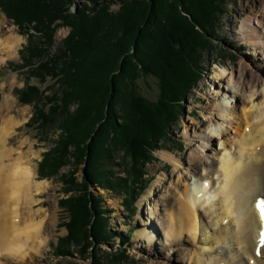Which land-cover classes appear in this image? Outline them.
<instances>
[{
	"label": "rangeland",
	"instance_id": "374dc122",
	"mask_svg": "<svg viewBox=\"0 0 264 264\" xmlns=\"http://www.w3.org/2000/svg\"><path fill=\"white\" fill-rule=\"evenodd\" d=\"M65 1L67 2L63 12L66 11V16L79 13L83 16L84 13H92L97 6L103 5L101 3L103 0H98V2L92 0ZM130 1L132 0H126L125 2ZM146 1L154 3L157 10H160L161 3H166L163 0ZM188 1L185 10L179 8L180 15L171 17L174 21L172 22L173 28H176L175 31L178 30V27L186 26V24L207 23L209 17L213 15L212 8L219 11L215 13V16H212V18L214 17V20H210L212 23L206 25V34L204 32V36L197 38L202 46L195 45V38L191 41L194 43L195 48H201L196 53L200 55L198 63L189 66L192 76L187 74L188 79L184 78L185 75L182 72L180 73L181 69H178L180 66H176L173 61H170L174 59L170 53H168L169 55L164 54L166 67L167 63L174 64L168 74L165 73L161 64L160 67L155 65V63L159 64L158 61H154L153 64L148 63V66H146L156 70L158 67L157 71L163 75L162 81L166 82L168 89H176V91L174 89L175 93L172 98H180V101L175 104V108H173L174 105L172 107L167 106L168 101L161 95V93H165L164 88H162V84L165 82L160 83L162 82L161 79L156 76L140 73V76L134 81V90H137L140 97L147 103L153 104L154 109L166 105V110L175 111L174 115H171L170 112L166 113L164 110L160 112V114L165 112L166 115L164 114L163 118H160L162 121L157 123L158 125H167L168 131H164L161 138L158 137L157 139L156 137V140L150 142V146L146 148L147 151L144 153L147 156L145 161L140 158L142 153H140L141 150L138 151V147L134 148L131 143H128V146L126 142L116 144L113 141L116 136H113L111 132L107 137L105 148L100 147L102 145L99 146V140L96 139L97 131L94 132L86 145L89 147L91 145L93 147L91 149L95 153L99 150H106L110 154L109 159L111 160L106 164L107 162L104 163L103 157L97 172L94 169L96 165L92 167L89 162V156L93 160L95 154L91 155V149H86L84 145L80 144L72 147L64 145V148L61 147L62 151H59L65 137L64 134H66L65 129L70 130L72 128L73 132L76 133V125L80 122L78 117L81 118L79 114L82 115L84 112V110H80L78 117L72 120L71 125L69 116L78 108L80 109L81 105L69 102L68 112L59 110L57 105L53 106L51 102L57 100L60 93L63 94L64 92L61 90V85L57 84L56 77L46 76V73L52 72V68L56 66V63L60 64V61L64 63V59L67 60L68 56L72 57L71 53L73 54L74 49L77 50L78 48L75 39L70 41L72 31L67 26L68 19L56 20L54 16L59 14L58 11L52 7H47L43 2L0 0L4 6V8L0 7V40L11 33L19 40L17 50L12 56L0 51V107L2 106L0 117L3 115L6 118H14V121L18 122L13 135L8 139V147L14 148L24 155L26 154L25 160L29 159L30 165L36 171L37 180L40 179L39 181L47 183L45 191L35 198L37 199L35 210L40 209L47 215L43 236L48 246L42 248L40 255L28 259L25 264H150L151 262L195 264L190 260L189 255L178 254L176 250L179 248L199 250L204 245L205 240L203 242L202 240L205 237L198 234L199 239L191 243L189 237L183 236L186 239L182 238L185 241H180L181 245L178 247L168 245L170 242L166 240L164 226L161 224L166 222L165 215L167 211H164L166 199L171 195L177 196L174 185L179 184L181 175L188 174V181L191 184L200 177L206 176L209 172L204 171L201 167L199 173L201 175L192 173L193 167L190 166L189 161L193 152L203 151L205 157H208L211 162H216V157L224 152L222 151L223 146L220 145L217 138H219V133L225 130H227L225 141L235 136L231 125L233 119L228 117L230 113L235 111L233 107L236 109L238 106L236 112L241 115L243 107H250L252 100H255V103L261 101L260 98L253 97L248 99L244 106L241 102L237 103L239 95L243 94L247 98L254 93V90L250 92L248 89L245 94L234 83H229L227 80L235 77L239 64L244 60L250 69L254 71L252 73L262 80V83L255 89L257 92L264 94V29L261 28L264 25V0H222L224 1L223 4H215L214 0H204L205 3L210 2L209 5L212 8H208L209 10H200L198 5L195 4V0ZM123 2L122 0L112 1L111 7H109L110 14L115 15L121 12ZM250 7L254 12L243 11H248ZM32 16H40L42 23L38 25L26 23L29 19H32ZM15 20L25 24L18 25ZM119 22L120 17L116 21L117 28L120 25ZM166 23V21H162L161 26L163 27ZM250 29H255L258 39H250V37L244 35L245 31ZM155 31L157 32L158 29ZM155 31L147 32V34L145 32L144 35L153 39L156 35ZM146 39L147 37L143 36L141 40V42L145 40V43H147V47L143 49L141 43L138 46H131L132 50L122 57L119 68H123L126 61L133 63L129 57L137 52L138 48L142 49L148 55L147 57H154L156 60L157 55L155 53L160 52L154 50L152 40L147 42ZM67 42H69L68 47ZM252 43L262 44L263 46L259 48L252 46ZM162 48L166 50V45ZM189 49L191 48H185V51L183 49L182 51L176 50V52H181V55H179L180 60L187 61L186 58L188 57L185 53ZM248 52L253 53L254 56ZM58 55L61 56L58 58ZM127 55L129 56L127 57ZM169 56L171 58H168ZM51 61L52 65L50 64ZM113 65L115 67L116 63L114 62ZM133 65L137 67L135 63L132 64V67ZM224 66L228 68L226 80H219L216 74L220 73L221 68H224ZM259 66L262 67L259 68ZM40 67H42L40 72L45 75L44 79L47 78L45 82L35 74L34 70ZM67 68H71V65L65 67V69ZM68 71L66 75H68ZM120 72L121 70H115L110 73V76L108 75L110 81H113L108 86L112 90L111 92L118 91L119 95L117 97L119 99L126 101L127 88L131 91V87L129 88L128 81L124 87L119 86L118 82L116 83V76ZM170 78L173 79V82H176L173 83L174 86ZM87 80L88 78L82 82L80 81L77 90L80 96L84 95L86 99H90L88 94L92 91V88H90L92 81L86 84ZM192 80H194V83L187 90L189 86L186 82L190 81L192 83ZM178 84L179 87H176ZM37 95L40 97H37ZM126 102L128 103L129 100ZM219 102L224 103L227 107L225 108L226 111L223 112L225 116L220 120H216L215 114L218 110L215 104ZM109 110L108 104L105 108V119L108 117ZM127 110L129 114L128 122L132 124L136 110L128 104ZM120 111V108L115 107V120L116 123L123 126L124 122L120 121ZM160 114L158 117L161 116ZM208 119L212 120L211 123L208 122ZM233 125L235 126V123ZM144 130L147 131L146 128ZM111 131L114 132L112 129ZM209 135L216 137V141L209 142L207 139ZM22 142H24V145L20 148ZM164 153L174 155L175 161L171 162L164 158ZM17 155L14 157H17ZM124 162L127 167L122 165ZM142 162L143 166L141 165ZM117 164L121 165L117 166ZM128 167L130 173L126 171ZM109 168L110 173L108 172ZM135 170L136 181L128 184V181H130L129 174L135 175ZM215 174L216 176L211 175L213 179H211L206 191L214 201L218 200L219 196L216 193L221 187L218 180L220 175ZM86 179L88 180V188L85 185ZM215 181L218 184L213 188ZM180 188L183 189V186ZM85 194L86 198L90 199L88 205L91 212L94 209L92 218H89L85 201L80 199ZM92 198L96 201L95 203L100 212L92 206ZM173 206L178 207L177 205ZM149 207L156 212L154 218L149 216ZM196 207H198L197 215L200 218V223L202 220L205 222V217L206 223L204 224L210 223V233L213 232V229L224 230L228 228L229 225H226V223L229 224L236 216L230 214V218L226 220L227 222H222V224L221 221H218L213 226L211 225L213 211L210 210V207H204L202 214L199 213V206L196 205ZM256 216L258 217L259 213ZM162 217L164 221L161 220ZM97 220L102 225L101 228L104 227V229H101L103 231L101 235L95 229ZM204 226L209 227L208 225ZM263 228L264 223L260 222L254 232V248L251 249V253L248 255L256 252V255L259 258L261 257L260 253L264 244L259 242L257 247V242L261 238L260 234ZM143 231L150 236L149 238L152 241L154 240L152 247L148 244L144 235L139 236V233ZM92 235H95V240L91 237ZM229 238L225 241L226 244H231L232 236ZM91 242L93 243L92 246ZM223 243L222 240L206 242L205 246L215 248L216 251L206 258L207 262L221 258L217 264H225L227 259L233 258L231 249L226 248ZM233 248L237 249V245H234ZM246 256L243 257L244 263L248 259V256ZM9 259L4 263L21 264V261L17 262L16 259L10 261ZM248 260L250 262V257ZM259 261L264 262V259L260 258Z\"/></svg>",
	"mask_w": 264,
	"mask_h": 264
},
{
	"label": "bare ground",
	"instance_id": "6f19581e",
	"mask_svg": "<svg viewBox=\"0 0 264 264\" xmlns=\"http://www.w3.org/2000/svg\"><path fill=\"white\" fill-rule=\"evenodd\" d=\"M243 11L254 12L252 7L248 11ZM261 28L264 29V25ZM255 33H257L255 29H250L246 30L244 35L250 39H256ZM18 42V38L11 33L0 40V51L12 56L17 50ZM251 45L259 48L263 46L253 43ZM249 54L253 55V53ZM227 71V67L221 68L220 73L216 74L217 79L226 80ZM252 72L254 71L242 60L239 69L235 72V77L227 81L234 83L245 94L248 89L250 92L254 90V93L247 98L243 94L239 95L237 103L241 102L244 106L246 101L253 97L260 98L261 101L255 103V100H252L250 107H243L241 115L236 112L238 106L236 109L233 107L235 111L230 113L228 117L233 119V123H235V126L233 123L231 124L235 136L225 141L224 138L227 133L225 130L219 133V138H217L220 145L223 146L222 151L224 152L216 157V162L209 161L203 151L193 152L189 161L190 166L193 167L192 173L194 175L199 174L201 167L204 171L209 172L191 184L188 181V174L181 175L179 184L174 185L177 196L171 195L166 199L164 208V211H167L166 222L161 224L164 226L166 240L170 242L168 245L178 247L181 245L180 241L186 239L183 236L189 237L191 243L199 239L198 234L205 237L202 240V242L205 240L204 245L199 250L181 248L176 250L178 254L189 255L190 260L195 264H217L221 258L207 262L206 258L216 251L215 248L212 249L205 244L206 242L221 240L224 242V246L231 249L230 251L233 253V258L227 259L225 264H264V262L259 261L260 258L264 259V246L260 258L256 252L248 255L254 248V232L259 223L262 222L257 208L258 200L264 201V94L256 91L255 88L262 83V80ZM215 105L218 110L215 119L220 120L225 116L223 112L226 111L227 106L220 102ZM0 111L2 113V106ZM0 119V264H6L4 262L8 261L9 258L10 261L16 259L17 262L21 261V264H25L28 259L40 255L42 248L48 246L43 236L47 215L40 209L35 210L37 203L35 198L45 191L47 183L39 181L40 179L37 180L35 169L30 165L29 159L25 160L26 154L8 147V139L13 135L18 122L14 121V118H6L3 115ZM211 121L208 119L209 123ZM207 139L209 142H214L216 137L209 135ZM23 145L24 142L21 143L20 148ZM16 154H18L17 157H14ZM163 156L171 162L175 161L174 155L164 153ZM215 173L220 175L218 180L221 187L216 193L219 198L214 201L206 191L211 179H213L211 175L216 176ZM216 184H218L217 181L213 183V188ZM182 186L183 189L180 188ZM173 205L178 207L175 208ZM196 205L199 206V213L201 214L205 208L210 207V210L213 211L211 214L213 219L211 225L213 226L218 221L224 223L230 218V214L236 216L229 224L226 223L229 225L228 228L224 230L213 229V232L210 233V223L204 224L206 217L205 222L202 220L200 223ZM148 210L150 211L149 216L154 218L156 212L151 207ZM257 213H259L258 217L256 216ZM162 218L161 220L164 221ZM140 235H144L152 247L154 240L152 241L144 231L140 232ZM231 236V244H226L225 241ZM260 240L261 238L257 242V247ZM234 245H237V249L233 248ZM246 255L248 259L250 257V262L247 259L244 263L243 257ZM150 264L163 263L151 262Z\"/></svg>",
	"mask_w": 264,
	"mask_h": 264
},
{
	"label": "trees",
	"instance_id": "16d2710c",
	"mask_svg": "<svg viewBox=\"0 0 264 264\" xmlns=\"http://www.w3.org/2000/svg\"><path fill=\"white\" fill-rule=\"evenodd\" d=\"M32 1L34 3L43 2L44 4L47 5V7L49 6V7L56 9L59 13L54 16L56 20L63 21V20L68 19L67 21L69 23L67 22V26L71 28V31H72L70 41H73L75 39L76 43L78 44L77 50L74 49L75 51H73V54L71 53L72 57L68 56L67 60L64 59V63H61V61L59 62L60 64L56 63V66L52 68V72L46 73L47 77H52V78L56 77L57 84L61 85V90L64 92L63 94L60 93V96L58 97L57 100H53L51 102L53 106L57 105L59 106V110H65L68 112L67 108H68L69 102L77 103L79 106L81 105L80 109L78 108L75 112L71 113V116H69L71 120V125L73 123L72 120L78 117L77 115L79 114V111L84 110L82 115L79 114L81 118L78 117L81 123L78 122L76 125L75 129L77 130V132L76 133L73 132L72 128L70 130L65 129L66 134H64L65 137L62 141V145H60L59 151H62L61 147L64 148V145L72 147L74 145L79 146L81 144V145H84L86 149H91L92 146L90 145L89 147L86 144L88 143V141H90V136L96 131H97L96 139L99 140L98 141L99 146L101 144L102 146L100 147L105 148L107 137L109 136V133L111 132L113 136L114 135L116 136V138L114 137L115 140L113 139V141H115L116 144L117 143L121 144V143L126 142L127 145L128 143H131V146H133L134 148L138 147L137 148L138 151L140 152L141 150L140 153H142L140 158L145 161V158H147V156L144 153L147 151L146 148L150 146L151 144L150 142H152L153 140H156V137L157 139L158 137L161 138L162 133L164 131H168L167 125H164V124L158 125L157 122L162 121L160 120V118H163V115L164 114L166 115L167 112H170L171 115H174L175 111L166 110L165 109L166 105L161 108L154 109L153 104L147 103L145 100H143V98L140 97L137 90H134L135 89L134 81L140 76V73L141 74L144 73V75H146L145 73H147V75L149 76L150 75L156 76L160 78L162 81L163 75L161 74V72L157 71L158 67H160L159 66L160 64L162 65L163 69L165 70V73L167 74L170 72V69L172 70L171 66H174V64L176 66L179 65L180 67L178 69H181L180 73L182 72V74L185 75L184 78H186L187 80L188 79L187 74L191 75V72H192L189 66L191 64L193 65V63L194 64L198 63L200 59V55H197L196 53L198 52V50L200 51L201 48L199 49L195 48L194 43L195 45L199 44L200 47L202 46V43L198 42L197 38L204 36L203 35L204 32L206 34L207 26L211 22L210 20L211 19L214 20V17L212 18V16H215V13L219 11L216 8L213 9L211 5H209L210 2L205 3L204 0H195V4L198 5V8L200 10L208 9V8L210 9L211 7L213 15L209 17L207 23L202 24V22L201 23L197 22L195 23L196 25L186 24V26L178 27V30L175 31L176 28L175 29L173 28L174 21L171 17L172 16L177 17L178 15H180L179 8H182L185 10L187 8L186 4L189 2L188 0H163V1H166V3L165 4L161 3L160 10H157V6L155 7L154 3H150L149 1H146V0H143V1L132 0L130 2H125L126 0H122L124 1L123 7L121 8L122 10L121 12L115 15L110 14V8H109L111 7L110 6L111 2L115 0H103L101 1V3L103 4V5H100L101 7L97 6V8L94 11H92V13H89V14L87 12L86 13L83 12L84 13L83 16L80 13L77 15L75 14V15L66 16V11L63 12L65 4L67 2L65 0H32ZM92 1L98 2V0H92ZM214 2L215 4L224 3V1L222 0H214ZM108 3L109 5H107ZM0 7L4 8L1 2H0ZM167 10L169 12H166ZM119 17H120V22H119L120 25L117 28L116 21H117V18ZM162 21L167 22L165 25H163V27L161 26ZM16 22L18 23V25L25 24V23L20 22L19 20ZM26 23H29V24L34 23L38 25L42 23V21H41L40 16L39 17L32 16V19H29V21H27ZM156 29H158L157 32L155 31ZM152 31L156 32V35L154 36L153 39L150 37L148 38V36L144 35L145 32L147 34V32L150 33ZM108 32L110 35L107 34ZM143 36L147 37L146 39L147 42L149 40H152L151 42L153 43L154 50H157V52H160L158 54L155 53V55H157L156 60L154 59V57L152 58L147 57L148 55H146L142 51L143 48L147 47L146 45L147 43H145V40L141 42V40L143 39ZM193 40H194V43L191 42ZM139 43H141V46L143 44L142 49L138 48L139 50H137V52H135L134 54H131L129 57V59L131 58L130 60L133 61V63H135L137 67L134 65L132 67L133 63H128L126 61L123 68H119V65H120L119 63L121 62L122 57L125 54L130 53L129 51L132 50L131 46H135V45L138 46ZM68 45H69V42H67V47ZM164 45H166V50L162 48ZM187 46L190 47L192 50L191 49H189V51L186 50L185 55L188 58H186L187 61L185 62V61L180 60L179 55H181L180 51H182V49L183 51H185V48L186 49L188 48ZM176 50H180V51L176 52ZM168 53L173 55L174 59L170 61L171 62L173 61L174 64L170 65L169 63H167V67H166V64L164 61V54H168ZM60 56L61 55H58L57 57L59 58ZM128 56L129 55H127V57ZM168 58H171V57L169 56ZM154 61H158L159 63V64L155 63V65L158 66L157 70L146 67L148 66L147 65L148 63L153 64ZM114 62L116 63L115 67H117V69H115L113 65ZM50 64L51 65L53 64L52 61L50 62ZM70 65H71V68L65 69V67H68ZM138 68H140L141 70H139ZM41 69L42 67L37 68L34 71H35L36 76L37 75L40 76L43 79L41 80L45 82L47 78L44 79L45 75H43L42 72H40ZM68 69L70 70L68 71ZM115 70H121V72L116 76V79H115L116 83L118 82L119 86L124 87L125 83L128 81L129 88L131 87V91L128 90L127 88V92H126V95H127L126 101L129 100L128 103L124 101L123 99H119L117 97V95H119L117 90H115L114 92H111L112 90L109 89L110 87L108 86V84L113 83V81H110L109 76H110V73H112ZM67 71H68V75H66ZM87 78L88 80L89 79L90 80L89 81L87 80L86 84H89V82L92 81L90 85V88H92V91H90V94H88L90 95V99L88 98L86 99L84 95L80 96L77 90L78 84L80 85V81L82 82ZM170 80L172 81V85L174 86L176 82H173L172 78H170ZM163 82L165 81H162L160 83H163ZM186 83L188 84L187 86H189L187 90H189L190 87L193 85L194 80H192V83H190V81ZM176 87H179V84ZM162 88H164V92H165L164 94L161 93L162 97L164 96L165 100L168 101V103L170 102L169 104L166 103L167 106L172 107L174 105L173 108H175V104L180 101V98H177V99L172 98V95H174L175 93L174 92L175 88L168 89V87L166 86V82L162 84ZM37 97H40V96L37 95ZM108 104H109L110 110H109L107 119H105L106 117L105 108L107 107ZM127 104L129 106L130 105L133 106L136 110V113H135L136 115L133 116L132 124H129L128 122L129 114L127 110ZM115 107L116 108L118 107L121 109L120 111L121 120L120 121L124 122L123 126L116 123L115 113H114ZM55 110H58V109H55ZM161 110L166 111V113L164 112V114H160ZM159 114L161 115L160 117H158ZM98 125L100 126L98 127ZM74 126L75 125L73 124V127ZM79 126L83 128L81 129ZM144 128H146L147 131L144 130ZM111 129L114 130V132H112ZM79 138H81L82 140ZM92 149H91V152H92L91 155L95 154L94 155L95 159L92 160V157L89 156V162H90V165H92V167L96 165V168L94 169L95 171L98 172L99 163L103 157H104V163L107 162L106 164H108V162L111 161L109 159L110 154L106 152V150H103V151L99 150L98 152L95 153L93 152ZM119 165L121 164H117V166ZM122 165H124V167H127L125 162L122 163ZM141 165L143 166V162L141 163ZM126 171L130 173L129 167H128V170ZM97 172L96 174H98ZM108 172L110 173V168ZM134 174L135 175L129 174L130 178L127 177L130 180L128 181V184H131L132 182L136 181V178H135L136 170ZM94 176H95V173H94ZM85 185L88 188V180L85 182ZM86 197L87 196L85 194V196H82L80 199L82 201L83 200L85 201L89 218L90 217L92 218L94 209H92L93 212H91L89 205H88L90 203L89 202L90 199ZM91 201L93 202L92 206L96 208L98 212H100L98 210V207H97V204L95 203L96 201L94 200V198H92ZM96 223H97V227L95 229L98 230L97 233L101 235V232H103L101 229H104V227L101 228L102 225L98 223V220ZM95 235L91 236L93 237L94 240L96 238L94 237ZM92 245L93 243L91 242V246Z\"/></svg>",
	"mask_w": 264,
	"mask_h": 264
},
{
	"label": "snow or ice",
	"instance_id": "6c2138e0",
	"mask_svg": "<svg viewBox=\"0 0 264 264\" xmlns=\"http://www.w3.org/2000/svg\"><path fill=\"white\" fill-rule=\"evenodd\" d=\"M257 208H258V210L260 212L261 221H262V223H264V201L258 202ZM260 243L264 244V231H262V233H261Z\"/></svg>",
	"mask_w": 264,
	"mask_h": 264
}]
</instances>
